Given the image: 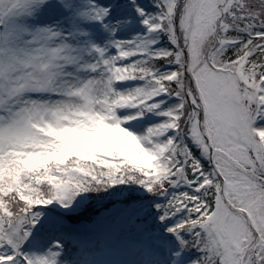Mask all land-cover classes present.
Here are the masks:
<instances>
[{
    "label": "snow or ice",
    "instance_id": "6c2138e0",
    "mask_svg": "<svg viewBox=\"0 0 264 264\" xmlns=\"http://www.w3.org/2000/svg\"><path fill=\"white\" fill-rule=\"evenodd\" d=\"M135 183L186 264H264V0H0V264L42 206Z\"/></svg>",
    "mask_w": 264,
    "mask_h": 264
},
{
    "label": "rangeland",
    "instance_id": "374dc122",
    "mask_svg": "<svg viewBox=\"0 0 264 264\" xmlns=\"http://www.w3.org/2000/svg\"><path fill=\"white\" fill-rule=\"evenodd\" d=\"M89 192L80 193L67 208L58 202L48 205L46 209L51 212L41 207L43 216L34 234L41 251L59 240L63 246L60 264H172L180 243L159 218L155 205L163 197L135 183L113 185L96 200L109 201L104 204H109L105 211H100L93 221L72 222V217L90 203ZM160 225L161 232L146 234ZM60 227H66L65 233L60 232ZM191 256V252H184L179 264H186Z\"/></svg>",
    "mask_w": 264,
    "mask_h": 264
},
{
    "label": "trees",
    "instance_id": "16d2710c",
    "mask_svg": "<svg viewBox=\"0 0 264 264\" xmlns=\"http://www.w3.org/2000/svg\"><path fill=\"white\" fill-rule=\"evenodd\" d=\"M89 193L92 196L90 204L86 206L83 212H80L79 214L74 215V217H72V222L77 221L78 219H84V220L86 219L88 221H92L96 217V215L100 214V211L106 210V208L109 206V204L104 205L106 202H109L108 200H105V198H104L105 201H102L101 203L96 201L97 197L102 196V194L104 193V190L91 191ZM159 230H160V226L150 229V231H159Z\"/></svg>",
    "mask_w": 264,
    "mask_h": 264
},
{
    "label": "bare ground",
    "instance_id": "6f19581e",
    "mask_svg": "<svg viewBox=\"0 0 264 264\" xmlns=\"http://www.w3.org/2000/svg\"><path fill=\"white\" fill-rule=\"evenodd\" d=\"M46 208H49V206L47 205V206H44V207H43L44 212H46V211H47V212H51V210H49V209L47 210ZM52 211H53V210H52ZM56 212H58V211H56ZM56 212H55V213H56ZM66 230H67L66 227H63V229H61V227H60V232H62V234L65 233Z\"/></svg>",
    "mask_w": 264,
    "mask_h": 264
}]
</instances>
